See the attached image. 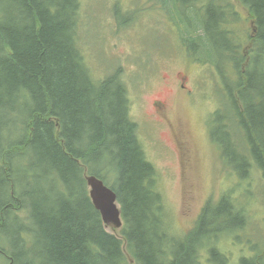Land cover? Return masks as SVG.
<instances>
[{
  "label": "trees",
  "instance_id": "obj_1",
  "mask_svg": "<svg viewBox=\"0 0 264 264\" xmlns=\"http://www.w3.org/2000/svg\"><path fill=\"white\" fill-rule=\"evenodd\" d=\"M47 1L50 5L34 14L29 0H0V104L8 102L12 108L7 115L11 128L22 127L8 145L0 146V261L129 264L132 259L134 264H198L188 241L193 233L184 240L166 234L169 213L162 208L155 169L129 114L131 100L122 66L94 78L77 39L82 23L79 0H66L68 7L65 0ZM160 1L162 22L167 23L182 18L187 22L185 10L189 6L196 10L199 0ZM239 1L254 22L246 29L245 40L240 43L235 33L242 25L216 23L229 2L209 0L202 12L200 6L197 10L206 21L201 27L206 46L192 55L205 53L208 58L200 65L211 63L221 79L222 109L214 111L217 124L211 133L214 154L218 164L237 174L242 187L240 179L254 167L264 178V0ZM117 9V20L125 15L129 22L137 14L135 7L124 10L123 16ZM68 19L72 29L67 32ZM127 22L119 21L122 26ZM189 31L185 27V43L192 41ZM226 64L232 65V75L224 72ZM86 174L115 191L123 219L120 230H106L89 199ZM221 198L206 204L197 227L208 228L206 223L215 224L228 213L231 219L244 217L242 202L228 193ZM254 249L263 253L264 245ZM255 256L244 257L241 264H264ZM216 260L227 264L223 257Z\"/></svg>",
  "mask_w": 264,
  "mask_h": 264
},
{
  "label": "rangeland",
  "instance_id": "obj_2",
  "mask_svg": "<svg viewBox=\"0 0 264 264\" xmlns=\"http://www.w3.org/2000/svg\"><path fill=\"white\" fill-rule=\"evenodd\" d=\"M81 1L83 24L80 23L77 29V39L82 43L81 53L86 56L85 60L94 78H102L118 65L123 68V79L127 83L131 99L130 117L137 121L138 141L145 157L155 169L159 187L156 191L161 196L162 208L166 206L169 213L168 220L164 221L166 234L174 238H179L180 235L182 237L183 233L194 227L199 211L205 204L210 200L218 201L219 197L228 193L237 202L243 203L245 215L232 219L233 222L220 220L211 225L206 223L210 228L229 227L228 230L217 233L216 237L220 234L221 237H215L216 249L223 252L216 253V256L221 258L228 255L229 264L231 259L245 256L249 258V248H254V245L262 248L264 245V178L254 167L245 179H240L243 185L240 187L235 182L239 179L237 174L218 164L214 154L216 143L211 133L215 123L217 124L214 111L222 109V94L218 90L222 87V82L215 67L206 62L207 65H202L204 70L200 74V70H194L199 66L196 62L189 66L186 63L184 78L182 73L175 75L170 67L163 65V75L156 76L152 72L155 61L146 63L143 60L144 56L155 55L149 49L154 43L164 46V52L178 54L179 58H185L186 55L177 27L172 23L162 22L160 9L151 8L148 0H135L136 3L131 7L120 4L121 16L126 9H137L135 17L127 22L129 17L125 15L117 20V7L110 9L108 5H117L120 1L128 5L133 0ZM228 2V7H231L232 0ZM232 8L239 11L237 16H243L244 20L237 17L226 24L227 27L231 24L242 25V30L235 32L242 43L246 38V29H249V23L245 19L246 12L241 5L236 7L233 4ZM87 16L89 22L85 23ZM232 16L229 11L227 17ZM119 21L128 24L122 28ZM196 45L201 50L206 46L201 41ZM207 58L202 52L197 54L195 60L202 64V60ZM111 65L112 69L106 71ZM207 68H210L209 72ZM223 69L226 74H233L231 64H226ZM182 82L185 84L183 90L192 94L191 99L187 94L183 98L176 92ZM4 104L8 107V102ZM22 115L24 116V112ZM221 115L225 116V113L222 112ZM21 131L22 127L19 125L11 130H2L5 142L3 145H8ZM42 203L40 201L38 205L41 206ZM107 230L110 231V228ZM199 255L198 264H209L204 259V254ZM0 264L3 263L0 261Z\"/></svg>",
  "mask_w": 264,
  "mask_h": 264
},
{
  "label": "water",
  "instance_id": "obj_3",
  "mask_svg": "<svg viewBox=\"0 0 264 264\" xmlns=\"http://www.w3.org/2000/svg\"><path fill=\"white\" fill-rule=\"evenodd\" d=\"M86 182L92 204L99 211L103 223L113 228L120 227L122 224L121 212L116 193L95 176H86Z\"/></svg>",
  "mask_w": 264,
  "mask_h": 264
},
{
  "label": "bare ground",
  "instance_id": "obj_4",
  "mask_svg": "<svg viewBox=\"0 0 264 264\" xmlns=\"http://www.w3.org/2000/svg\"><path fill=\"white\" fill-rule=\"evenodd\" d=\"M28 2V5L31 7V12L36 14V10H38V8L40 7H46V6H49L50 3L47 1V0H36V3H32ZM65 6H70L69 3L66 2L65 0ZM21 21H23L24 23H28L27 21H29L28 18H23L21 19ZM68 25H67V28H66V31H71L72 29V21L68 19ZM217 23V22H216ZM4 93H2V99L1 100H4ZM6 97V101L9 100L8 96H5ZM22 99V95L21 94H18L15 98V102H17L18 104L20 103V100ZM12 110V108L10 107H7L5 104H0V133L2 132V130H11V123L9 121V119L7 118V115L8 113ZM4 140L3 139H0V146H2L4 144ZM228 217H225L224 219H221L222 221L224 222H233L232 219H231V216L229 215V213L227 214ZM230 217V218H229ZM217 228H223V227H217ZM202 243L201 242H193L191 243V246L194 247V248H198ZM256 250L254 248H249L248 249V254L251 253V255H262V253L259 251L258 253L255 252ZM33 259H37L35 256H33Z\"/></svg>",
  "mask_w": 264,
  "mask_h": 264
},
{
  "label": "flooded vegetation",
  "instance_id": "obj_5",
  "mask_svg": "<svg viewBox=\"0 0 264 264\" xmlns=\"http://www.w3.org/2000/svg\"><path fill=\"white\" fill-rule=\"evenodd\" d=\"M155 105H157L156 102H155ZM199 224L200 223L198 222V225ZM211 229L212 228H210V227L200 229L199 226H198V227H196V228L193 229V236L190 239H188V240H190L192 243L193 242H200V241H198L199 236L202 235V234H204V233L210 232ZM211 241L213 242V239H211ZM211 241H210V244H213V243H211ZM199 247L204 248L205 247V244L202 243ZM209 251H211V250H209ZM204 255H205V257L207 259H210V255L208 253H204Z\"/></svg>",
  "mask_w": 264,
  "mask_h": 264
}]
</instances>
